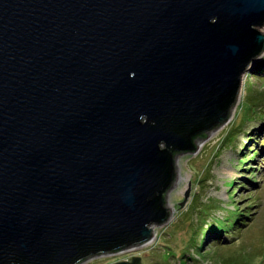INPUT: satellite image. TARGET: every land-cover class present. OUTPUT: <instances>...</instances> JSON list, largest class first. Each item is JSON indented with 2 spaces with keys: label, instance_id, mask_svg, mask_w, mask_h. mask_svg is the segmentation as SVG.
Returning a JSON list of instances; mask_svg holds the SVG:
<instances>
[{
  "label": "water",
  "instance_id": "water-1",
  "mask_svg": "<svg viewBox=\"0 0 264 264\" xmlns=\"http://www.w3.org/2000/svg\"><path fill=\"white\" fill-rule=\"evenodd\" d=\"M263 58L264 0H0V264L148 245Z\"/></svg>",
  "mask_w": 264,
  "mask_h": 264
},
{
  "label": "rangeland",
  "instance_id": "rangeland-1",
  "mask_svg": "<svg viewBox=\"0 0 264 264\" xmlns=\"http://www.w3.org/2000/svg\"><path fill=\"white\" fill-rule=\"evenodd\" d=\"M256 64L244 77L229 123L202 141L196 153L179 157L178 180L168 194L169 222L154 227L155 238L144 247L83 264H113L135 256L143 264H264V116L250 117L249 100L251 93H264V75L255 73ZM237 127L242 128L239 134L234 131ZM233 131L231 137L238 136L232 147L233 141L224 139ZM252 146L256 152L250 153ZM250 154L249 169V163H243ZM188 191L189 199L182 207ZM234 207L251 213L248 225L230 243L213 244L218 236L209 226L215 219L225 220Z\"/></svg>",
  "mask_w": 264,
  "mask_h": 264
},
{
  "label": "trees",
  "instance_id": "trees-1",
  "mask_svg": "<svg viewBox=\"0 0 264 264\" xmlns=\"http://www.w3.org/2000/svg\"><path fill=\"white\" fill-rule=\"evenodd\" d=\"M256 74H259V76H263L264 75V61L263 62H259L256 64V68L254 69ZM264 93H260L258 92V94H252L249 97V100L251 101V105H250V117L254 118L258 115V113H261L260 116L263 117L264 116ZM253 115V117H252ZM240 128V129H239ZM237 127L234 129L235 132H239L242 130L241 127ZM234 131L231 134H228V136H226V138L224 139V142L227 143V141H233V143L231 144L232 147L234 146V143L236 142L237 136L238 134H236V137L232 138L231 135H234ZM251 140V139H250ZM255 149H253V146L251 148H249L247 151L248 152H256L253 151ZM252 154H250V156L248 155L247 158H245V162L244 160H242L244 164L249 163V169L251 168V162L253 161L252 158ZM250 157V158H249ZM243 186V185H242ZM246 209H249L248 207ZM250 212H245V209H241L238 207H234L233 210H230L228 212V215L226 216L225 220H220V219H215L214 224L212 223L209 227H210V231H214L216 233V236H218V238L216 239V243L213 244H228L230 243V241H233L236 239V237H238L239 233L242 231V227L247 226L248 222H249V216H250ZM238 228V230H237ZM223 237L221 238L220 236ZM219 241V242H218ZM224 241V242H223Z\"/></svg>",
  "mask_w": 264,
  "mask_h": 264
}]
</instances>
